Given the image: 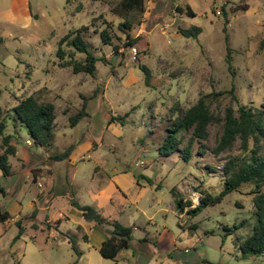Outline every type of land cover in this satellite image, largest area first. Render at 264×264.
Returning a JSON list of instances; mask_svg holds the SVG:
<instances>
[{
	"label": "rangeland",
	"instance_id": "374dc122",
	"mask_svg": "<svg viewBox=\"0 0 264 264\" xmlns=\"http://www.w3.org/2000/svg\"><path fill=\"white\" fill-rule=\"evenodd\" d=\"M30 1L34 20L27 27L20 28L8 17L0 16V107L7 109L19 98L31 94L54 102L57 114L54 145L45 150L34 141L26 144L25 139L30 135L25 126L20 123L15 126L13 120L9 121L6 132L19 139L21 153L10 158L14 176L7 179L0 170V185L5 187V192L0 191V210L21 203L23 216L8 224L0 220V264H123L122 259L104 258L81 239L72 220L63 221L60 226L64 232L79 237L83 252L79 259L67 236L58 235L56 239V230L47 226L50 221H45L44 211L40 214L44 218L40 224H46V230L34 229L24 216H30L33 209L30 201L34 196L37 207L50 186L59 185L65 178L74 180L81 204L95 207L98 200L92 192L104 186L113 193L110 177L115 168L142 172L151 181V187L139 205L122 202L120 194L115 192L103 213L108 219L148 227L154 234L166 226L180 234L177 243L180 249L189 248L200 254L207 259L205 264H264V253L243 252L236 242L237 236L251 233L256 222L252 184L242 185L239 191L234 190L221 202L204 207L196 216L175 212L173 208L162 210L172 204L174 187L190 201L186 210L200 202L203 189L213 195L220 193L224 188L222 164L229 155L240 153L239 142L232 150L215 157L211 149L221 128L218 123L211 124L207 152L201 155L195 151L189 163L177 153L160 155L156 143L163 135V119L170 115L172 107L177 103L188 107L203 93L234 87L238 99L225 93L214 105L221 116L227 105L236 107L238 102L264 109V48L261 47L264 0H164L168 27L160 23L147 28L144 12L134 11L129 18L136 26L129 35L128 29L119 28L122 19L112 11L119 0ZM1 3L0 8L9 6L8 0H0ZM175 4L184 9L183 14ZM188 4L195 15L187 14ZM191 25L202 28L197 37L179 32L181 27ZM83 26L87 27L83 36L101 58L94 76L75 74L70 66L62 67L57 55L62 37ZM104 29L112 36V45L102 41L100 33ZM128 36L136 39L134 47L138 54L134 60L132 47L125 46ZM114 45L119 46L118 52ZM64 48L70 53L67 45ZM75 58L83 60L84 54L76 53ZM140 65L150 68L149 83ZM84 103L89 115L71 126L69 116L77 113ZM112 115L118 119L111 121ZM71 146L74 147L71 153L76 150L80 156L74 165L68 160L58 163L52 158ZM88 147L92 148L90 152ZM137 162L144 165L138 166ZM208 164L220 169L209 172L205 168ZM157 179L161 181V192ZM72 188L69 185L68 191ZM154 195L160 201L154 200ZM56 200L61 199L55 198L53 203L47 199L48 218L57 219L59 211L68 212L65 204ZM18 221L26 226L21 235ZM194 223L199 227L191 232L189 225ZM226 225H239V228L226 235ZM97 231L94 229L93 234Z\"/></svg>",
	"mask_w": 264,
	"mask_h": 264
},
{
	"label": "trees",
	"instance_id": "16d2710c",
	"mask_svg": "<svg viewBox=\"0 0 264 264\" xmlns=\"http://www.w3.org/2000/svg\"><path fill=\"white\" fill-rule=\"evenodd\" d=\"M70 1V0H68ZM179 12H184L182 7H177ZM145 0H119L112 7V11L118 14L122 19L119 24L120 29L126 30V34L134 30L136 26L129 16L134 11L144 12ZM186 12L195 15L193 9L188 6ZM87 30L86 26L80 29L71 30L65 34L60 40L57 55L61 61L62 67L70 66L75 74L85 73L94 76L97 71V62L101 59L92 50L91 44L83 36V31ZM202 28L197 25L189 27H181L179 32L187 37H197ZM100 37L104 44L112 45V36L108 30L104 29L100 33ZM136 39L127 37L125 41L126 47H134ZM67 45L71 51L66 52L64 46ZM264 48V39L261 42ZM119 46L114 45L115 52H118ZM76 53L84 54L83 60L75 58ZM230 55H227L229 68L232 67ZM102 59H105L102 57ZM107 60V59H106ZM145 73L146 82L149 83L151 76L150 68L146 65H140ZM225 93L233 94V98L238 99L234 94V87L230 90L215 92L211 91L200 95L198 100L188 107L177 103L172 107L171 113L167 118L163 119V135L156 140L157 150L162 156H171L177 153L180 158L189 163L196 154H204L207 152L206 142L209 138V126L218 123L221 128V134L216 145L211 149V153L215 157H219L222 153L233 149L234 145L239 142L240 153L229 155L222 164L221 176L224 182L223 190L213 195L208 189H203L200 195V202L194 207L187 209L190 201L173 188L171 193L174 198L175 208L179 213L186 212L191 216H196L204 207L221 202L224 197L232 191H239L244 184H252L254 194V215L256 222L251 233L243 236H237L236 242L243 252H252L255 254L264 253V109L253 107L247 104L239 103L237 106L227 105L225 113L221 116L214 109V105L218 104L219 98ZM86 103L77 112L69 116L71 126H76L89 115ZM56 105L52 101H43L35 94H31L24 98H19L18 102L13 106L3 109L0 107V170L3 176L8 177L12 174L11 157L17 155L19 139L13 134L7 133L6 128L10 120L16 124L20 123L27 129L30 140L41 148L48 150L54 145V129L56 126ZM118 117H111V121ZM73 146L67 148L54 155L52 158L56 160H64L69 157ZM205 168L209 172H217V166L208 164ZM149 180V179H148ZM68 195L70 203L81 211L85 220L95 222L99 225L110 226L111 234L103 242L100 247V254L104 258L116 259L119 253L130 248L133 240V225H124L121 222L108 219L103 215L101 210L94 206L83 205L75 198V191L72 188ZM37 208L34 209L30 216L26 218L33 228H39L37 219ZM9 215L4 212L0 216V220H5ZM26 222V223H27ZM62 220L56 221L55 226L61 236H67L68 241L75 252L77 258L82 256V250L79 246V237L59 229ZM20 226V235L23 234L25 226L18 221ZM50 225V224H48ZM191 232L198 229V224H190ZM239 225L233 227L225 226L227 234H231L233 230H237ZM80 232V238L89 241V236L85 233L81 226L77 227ZM213 231V230H212Z\"/></svg>",
	"mask_w": 264,
	"mask_h": 264
},
{
	"label": "crops",
	"instance_id": "0c3cea01",
	"mask_svg": "<svg viewBox=\"0 0 264 264\" xmlns=\"http://www.w3.org/2000/svg\"><path fill=\"white\" fill-rule=\"evenodd\" d=\"M9 6H6L5 8H0V16L1 17H8L10 22L16 24L20 28L27 27L33 20V11L31 6L30 0H8ZM3 3L0 4L2 6ZM175 6L178 7V4H175ZM190 6L192 9L193 7L188 4L187 7ZM166 5L164 0H145V10H144V16L145 20H147V23L145 22V25L147 24V28H152L153 26H156L157 24L167 25L169 20L165 16V10ZM195 12V10L193 9ZM183 14L184 12H180ZM189 14V13H187ZM190 15V14H189ZM166 17V18H165ZM147 18V19H146ZM160 21V22H159ZM131 79V78H130ZM129 79V81H130ZM27 140L32 143V141L29 138L25 139L26 144H30L27 142ZM91 143H89L88 146H90ZM89 148V147H88ZM22 149V148H21ZM92 148H89L87 152H90ZM31 152L30 150H28ZM21 153L20 146L18 144V150L17 154ZM27 152L24 153V156H27ZM80 157L79 152H76L74 150L70 156L67 159L64 160H58L59 162H66L68 160L69 164L74 165L75 160ZM15 158V157H14ZM12 164V174L7 177V179H10L11 176H14V164L11 161ZM31 171V170H30ZM29 171V172H30ZM114 174L110 177V183L113 185V193L109 191H106L104 189V186H101L97 191L92 192V196L94 199L98 200V203L96 204V208L101 210L102 213H106V206L112 202L113 200V194L115 192H118L120 196L122 197V202H130L135 205H139L140 200L146 195L148 192L149 187H151V181L146 178V176H143L144 174L142 172L137 173V170H133L130 168H126L124 170H119V168L114 169ZM66 179V178H65ZM63 179L59 185H52L50 186V191L46 193V195L43 197V201L40 204H37V207L35 205L36 196L30 201V206L34 209L37 208V219L40 224L42 222L41 220H44V218H41V212H45V221L49 222L47 226L54 227L53 229L56 230V239H58L59 232L55 226L56 221L62 220L64 222L73 221V227L81 226L83 231L88 234L89 236V245L92 246L96 250H100V247L102 246L103 242L109 237L111 234V227H106L103 225H99L95 222H90L84 219L81 211H79L77 208H75L68 199V188L69 185H73L74 191H75V198L76 197V189H75V183L74 180L68 178L65 180ZM64 184H63V183ZM103 185V184H102ZM63 186V187H62ZM161 181L157 179V188L159 189L158 192H161L163 189L161 188ZM62 188V189H61ZM173 189V188H172ZM171 189V190H172ZM0 191L5 192V187L3 185H0ZM58 191V192H57ZM173 197V195H172ZM51 199V203L54 202L55 198L61 199L56 200L59 203L65 204V207L68 209L67 213H63L62 211L58 212V218H48L49 213L46 212L47 210V199ZM154 200H158L159 196L154 195ZM79 201V200H78ZM67 204V205H66ZM83 205H87L85 203H82ZM23 204L15 202L13 205L9 206V208H6L4 210H0V216L4 212L8 213V217L5 218L3 221V224H8L11 222V220L15 219L18 220L21 218L22 215V207ZM123 211V205L120 206ZM173 208L175 212H177L175 208L174 198L171 205H168L167 207L162 208L164 211H169V209ZM30 212V215L32 213ZM112 216V214H109ZM26 218L29 216L24 215ZM47 219V220H46ZM150 223L156 225L158 224L155 221H150ZM123 224V223H122ZM180 229L183 230L182 224L178 223ZM61 225V224H60ZM59 225V229L61 230V226ZM125 225V224H124ZM25 226V225H24ZM32 226V225H31ZM46 224H40L39 228L37 229H47ZM134 232H133V240L132 245L130 248L122 250L119 255L116 257L115 260H123V264H205L208 263L207 259L200 256V254L196 252H191L189 248H185L184 250L180 249L177 243L178 239H180V234L172 231L168 227L164 226V228L157 232V234H154L148 227H141L136 224H133ZM33 227V226H32ZM46 227V228H45ZM26 229V226H25ZM35 229V228H34ZM97 229L98 233L93 234V230ZM25 231V230H24ZM63 231V230H62ZM142 231V232H141ZM96 238V239H95ZM203 241V240H202ZM137 245L139 247H137ZM137 247V248H135ZM153 247L157 250H153ZM100 252V251H99ZM130 261V262H129ZM210 264V263H209Z\"/></svg>",
	"mask_w": 264,
	"mask_h": 264
},
{
	"label": "built area",
	"instance_id": "2783aa9c",
	"mask_svg": "<svg viewBox=\"0 0 264 264\" xmlns=\"http://www.w3.org/2000/svg\"><path fill=\"white\" fill-rule=\"evenodd\" d=\"M218 13H220V11H218ZM131 54H132V58H133V60L137 58V57H136L137 54H138V49H137V47H132V48H131ZM27 142L30 143L29 140H27ZM136 164H137L138 166H142V165H144L143 162H139V163L137 162Z\"/></svg>",
	"mask_w": 264,
	"mask_h": 264
}]
</instances>
